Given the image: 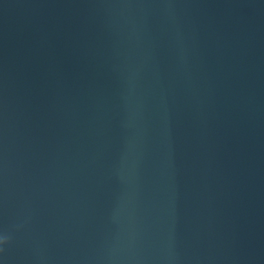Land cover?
Returning <instances> with one entry per match:
<instances>
[{"label": "water", "instance_id": "1", "mask_svg": "<svg viewBox=\"0 0 264 264\" xmlns=\"http://www.w3.org/2000/svg\"><path fill=\"white\" fill-rule=\"evenodd\" d=\"M0 264H264V0H0Z\"/></svg>", "mask_w": 264, "mask_h": 264}]
</instances>
